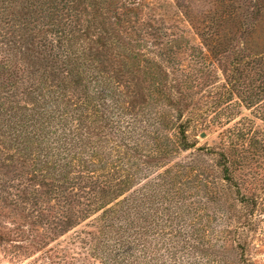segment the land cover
Returning <instances> with one entry per match:
<instances>
[{"label": "rangeland", "instance_id": "1", "mask_svg": "<svg viewBox=\"0 0 264 264\" xmlns=\"http://www.w3.org/2000/svg\"><path fill=\"white\" fill-rule=\"evenodd\" d=\"M210 19L205 42L198 29ZM238 50L251 88L225 100L224 70ZM91 76L140 119L169 111L170 93L183 99L182 118L167 119L157 140L167 163L147 170L126 159L112 133L125 131L121 111L108 99L97 107ZM54 101L66 119L53 110L47 121ZM187 120L193 147L180 151L176 124ZM63 126L93 131L86 156L100 146L87 170H70L74 184L62 182L57 163ZM239 130L244 150L230 147ZM208 150L226 152L230 181ZM186 164L175 176V165ZM110 178L125 189L108 190ZM116 254L155 264H264V0H0V264H109Z\"/></svg>", "mask_w": 264, "mask_h": 264}, {"label": "trees", "instance_id": "2", "mask_svg": "<svg viewBox=\"0 0 264 264\" xmlns=\"http://www.w3.org/2000/svg\"><path fill=\"white\" fill-rule=\"evenodd\" d=\"M212 25H213V21L211 19L207 21L206 20L203 21L201 27L198 29V31H200V33L198 34V37L201 38L205 42L206 41L209 42V38L210 39L212 38V34H211V30L213 29ZM56 37L59 39V42H64L68 46V43H66V41H70V40L67 37V32L65 33V32L59 31ZM206 51L208 54L210 53V51L208 52L207 49ZM201 52L203 51L200 50L199 54L202 57L199 56V58L202 59L204 57L207 60V58H209V55L205 54L204 52L203 54H201ZM231 56L233 57L232 61L227 62L229 63V66L231 68L228 70H224V74L227 76V79L225 80V83L222 86L224 90L222 91V96L224 97L223 99L225 100H228L229 98L233 96H236L239 99L241 97L245 98V96L249 94V90L251 88V85L249 84L250 80H247L246 76L243 77L244 72L241 69L242 66L247 65L248 62H246V60L248 59V57L244 55V52L242 50L232 52ZM157 57L162 58L164 61H167L169 59L167 54L164 53L163 51L159 52ZM90 69L92 68H89V70ZM225 71H228V72H225ZM199 76L202 77V72H199ZM201 77H198L196 81L200 82L202 79ZM91 78H92V82L96 84L95 92L97 96L94 99L97 103V107L99 106L98 102L100 101L103 102L104 100L108 99L112 106H108L107 108L109 109L114 108L116 111L117 110L121 111L118 113L120 117H122V120H120L119 123L120 124L124 123L123 130L125 131H122L120 129H115V132L112 131V133L113 134L118 133L117 136L119 137L117 138V142L120 141L118 143L119 146H122V148H124L123 151H124V154L127 156L126 159H129L130 161L135 162V163H140V165L146 164L148 168L147 170H149V168L151 167V162L153 163L155 161V163H158V164L167 163L166 161L168 160V158H166V154L163 152L164 145L157 142V140L159 136L161 135L160 129H162L165 126L164 123L167 119L174 118V120L176 121L177 119L182 118L183 99L176 98L174 94L170 93L167 98L168 102L167 104H165V107L168 108L169 111L162 110V113H155L150 117L149 115H146V116L141 115V119H140L139 116L136 114L132 116V114L129 115L127 113H124L123 108L120 105H118V101L116 100L117 97L116 99L114 98V92L112 91L114 90L113 86L105 83L103 80H99V78L96 76H91ZM252 90H255V87ZM171 91H173V93L176 92V94H179V95L181 94V92H178V90L173 89V87L171 88ZM56 102L58 101L53 102L52 108L48 106L47 109H45L44 113L48 115L47 121H49L53 117L51 116L53 110H56L58 113H62L61 115L66 116L65 119L67 118V115L65 114L66 113L65 110H60L59 108L56 109V107L54 108V106L57 104ZM50 103L52 102H49V104ZM106 111L108 112V110ZM45 114L41 113L40 118H43V115ZM126 115L131 117L129 119L130 121L123 120ZM223 115H226V114H223ZM32 118L34 119V116H32ZM223 119L227 121L229 119V116H226V118H223ZM223 119L220 120V118H218V121L216 123L221 124V121H223ZM188 120L192 121V118H189ZM188 120L184 123L176 124L177 131H176V134H174L173 144L175 148L180 151H186L193 147V145L189 143L187 140V134H186L187 130L186 129L188 128V126H186V124H188ZM79 121H80V124L82 125V120H79ZM45 125H48V123H45ZM47 127L48 126H46V128ZM68 128L69 127L67 126H63V133H64L63 138L64 139L62 138V140H59V142H62V145L61 147L56 148V151H58L57 152V156H58L57 163H62V165L59 166V172L61 173L60 174L61 179H63L62 182H64L65 184L72 182L74 184V180H77V179L73 180L72 178L73 175L71 174L70 170L73 169V167L74 169L83 168L87 170L86 166L89 167V165H93V162L89 160L90 154L94 152L93 157L96 158L99 154L97 150L98 149L100 150L99 148L100 146L99 145L94 146V147L92 146L90 150L91 151L90 154L86 156V154H88V151L85 154L83 151L90 144V141L94 139L95 136L92 133L93 131L89 129L91 132L84 133V130L77 131V129H73V128L68 129ZM5 129L7 130L9 134L8 137L13 140L12 136L17 134L18 130L15 128V126H13L12 123L7 124ZM151 129H154L152 133H150ZM234 134L237 136L236 141L231 140L230 147L232 149L241 147L244 150L246 147L244 139L246 138L247 134L245 132L243 133V130H239L237 134L236 133ZM153 135H155L156 137H152ZM198 150L207 151L205 150V148H199ZM208 151L210 152V154L214 153V155H217L219 161L221 162V164H218V165L223 167L222 169L223 177H224L223 179L226 181H230L231 178L229 176V171L227 170V168H224V166L228 162V159H227L228 155L226 154V152L224 150H221L218 152H216V150H208ZM102 152H104V149L102 150ZM103 159L104 158H102V160ZM102 162L106 164L108 168H110L111 166L113 167L115 164V162L112 163V161L110 160V156H108V158H106ZM175 166L177 169L175 170L176 173L174 172V175L177 176L181 174V171L183 169L186 170L188 164H186L185 166H181V165H175ZM110 169L112 171L114 168L113 169L110 168ZM94 172L95 171H91V174H94ZM171 173L172 171L168 172V169L166 170L167 175H170ZM79 178L80 180L84 179L83 176H80ZM107 181L105 183L106 184L108 183V186H107L108 190L112 189L116 191L118 190L122 191V189H125L126 181L125 182L123 180L116 181V180H113L112 178H110V180L107 179ZM76 183H78V181ZM116 233L117 235H119L125 232H123V230L118 228ZM136 247H139V249L141 248V250H143V249H146V244L137 243ZM183 251H187L186 254L189 255V258H192L193 254L191 252H194V247L187 246L186 248H183ZM118 255L116 254V257L110 259L109 264H155V261L151 259H150L151 261H149L148 263V262L139 261L138 259H135V258H130L129 256H127L128 258L127 257L122 258V260L120 261L118 258ZM189 264H192V263L189 261Z\"/></svg>", "mask_w": 264, "mask_h": 264}, {"label": "water", "instance_id": "3", "mask_svg": "<svg viewBox=\"0 0 264 264\" xmlns=\"http://www.w3.org/2000/svg\"><path fill=\"white\" fill-rule=\"evenodd\" d=\"M200 137H204V134L202 133V134H200Z\"/></svg>", "mask_w": 264, "mask_h": 264}]
</instances>
